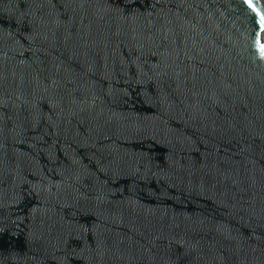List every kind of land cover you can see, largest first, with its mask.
Here are the masks:
<instances>
[{"label":"water","instance_id":"obj_1","mask_svg":"<svg viewBox=\"0 0 264 264\" xmlns=\"http://www.w3.org/2000/svg\"><path fill=\"white\" fill-rule=\"evenodd\" d=\"M0 264H264V1L0 0Z\"/></svg>","mask_w":264,"mask_h":264},{"label":"bare ground","instance_id":"obj_2","mask_svg":"<svg viewBox=\"0 0 264 264\" xmlns=\"http://www.w3.org/2000/svg\"><path fill=\"white\" fill-rule=\"evenodd\" d=\"M264 1V0H263Z\"/></svg>","mask_w":264,"mask_h":264}]
</instances>
